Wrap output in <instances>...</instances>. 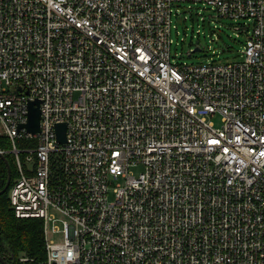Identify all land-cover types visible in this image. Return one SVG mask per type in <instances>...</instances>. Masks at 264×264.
Instances as JSON below:
<instances>
[{"label":"built area","instance_id":"built-area-1","mask_svg":"<svg viewBox=\"0 0 264 264\" xmlns=\"http://www.w3.org/2000/svg\"><path fill=\"white\" fill-rule=\"evenodd\" d=\"M187 1L244 20L239 60L173 61ZM0 134L47 264H264V0H0Z\"/></svg>","mask_w":264,"mask_h":264},{"label":"rangeland","instance_id":"rangeland-1","mask_svg":"<svg viewBox=\"0 0 264 264\" xmlns=\"http://www.w3.org/2000/svg\"><path fill=\"white\" fill-rule=\"evenodd\" d=\"M178 9V10H177ZM244 20L234 21L217 17L216 12L201 2L187 1L179 4L173 11L171 24V53L175 62L182 64L226 62L239 60L245 42V35L233 27ZM199 47L201 50L193 52ZM216 126L220 117L211 118ZM142 168H134L138 175ZM112 199V196L110 197ZM49 225V237L56 238Z\"/></svg>","mask_w":264,"mask_h":264},{"label":"trees","instance_id":"trees-1","mask_svg":"<svg viewBox=\"0 0 264 264\" xmlns=\"http://www.w3.org/2000/svg\"><path fill=\"white\" fill-rule=\"evenodd\" d=\"M10 148V141L0 134V149ZM11 167V182L17 171L10 154L5 155ZM8 171L5 160L0 156V257L8 264H47L43 221L38 218L19 219L15 216L6 187ZM10 187V186H9ZM21 258H26L22 261ZM0 264H3L0 261Z\"/></svg>","mask_w":264,"mask_h":264},{"label":"water","instance_id":"water-1","mask_svg":"<svg viewBox=\"0 0 264 264\" xmlns=\"http://www.w3.org/2000/svg\"><path fill=\"white\" fill-rule=\"evenodd\" d=\"M201 49L199 47H196L193 52H197L200 51ZM40 102L39 101H35V102H31L29 105V120H28V124L26 125L27 129L29 132L31 133H37L40 132V119H41V113H40V108H39ZM66 124L65 123H60L56 125V133H57V139L60 143H64L66 142ZM2 156V158L5 160V163L7 165V171H8V179H7V183H6V187L4 188V190L2 191L5 192L8 190L9 186H10V182H11V167L10 164L8 162V160L6 159V157L4 155H0ZM0 261L3 264H8L6 263L1 257H0Z\"/></svg>","mask_w":264,"mask_h":264}]
</instances>
